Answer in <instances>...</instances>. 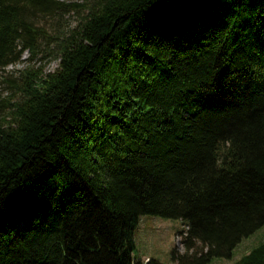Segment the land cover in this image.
I'll return each instance as SVG.
<instances>
[{"label":"trees","instance_id":"1","mask_svg":"<svg viewBox=\"0 0 264 264\" xmlns=\"http://www.w3.org/2000/svg\"><path fill=\"white\" fill-rule=\"evenodd\" d=\"M23 52L58 63L0 100V264H164L145 214L208 264L264 226V0H0V70Z\"/></svg>","mask_w":264,"mask_h":264},{"label":"rangeland","instance_id":"2","mask_svg":"<svg viewBox=\"0 0 264 264\" xmlns=\"http://www.w3.org/2000/svg\"><path fill=\"white\" fill-rule=\"evenodd\" d=\"M66 3H81L83 0H61ZM73 12L64 16L65 25L74 24ZM55 55L40 52L30 58L29 53L23 52L19 59L0 70V100L12 98L15 95L14 83L18 82L19 73L26 67L42 66L45 71H53L57 67ZM183 228L180 219L164 218L154 215H141L134 231L135 249L133 258L144 263L146 259H156L164 264H173L171 250L176 247L183 251L181 238L177 233ZM264 240V226L248 237L243 238L234 248L230 258H213L208 264H233L253 246Z\"/></svg>","mask_w":264,"mask_h":264}]
</instances>
